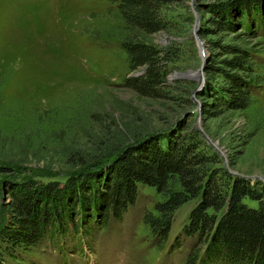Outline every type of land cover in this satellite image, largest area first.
<instances>
[{
    "label": "rangeland",
    "instance_id": "rangeland-1",
    "mask_svg": "<svg viewBox=\"0 0 264 264\" xmlns=\"http://www.w3.org/2000/svg\"><path fill=\"white\" fill-rule=\"evenodd\" d=\"M235 2L244 13L240 0H169L164 9L168 25L146 35L161 48H173L168 85L162 95H145L123 84L127 74L140 69L129 67L121 45L116 0H0V164L13 168L5 176L60 184L68 174L84 179L107 158L94 168L92 162L77 165L78 155L70 150L87 155L122 139L134 143L145 132L164 131L184 119L222 151L224 160L213 148L229 174L255 176L248 177L250 184H264V0H256L247 18L243 14L248 27H238L235 20L217 29L212 22L216 10L235 7ZM233 12L237 19L239 12ZM224 43H238L251 53L250 72L230 69L240 78L252 76L251 101L213 114L200 109L204 100L212 102L210 89L216 92L206 63L214 57L222 64L218 58L231 54L221 50ZM198 67L200 81L194 76ZM186 86L197 104L191 97L185 102ZM136 130L138 139L131 136ZM7 176L0 183V231L9 222ZM84 185L97 187L93 180ZM162 198L152 186L139 183L132 204L119 217L108 213L103 223L97 201L89 219L82 198L62 211L68 217L63 229L59 223L36 244L0 250V264H190L196 236L185 233L183 225L192 201L175 209L162 239L143 221ZM197 244L203 248L204 241L199 238ZM200 256L192 264H227L201 262Z\"/></svg>",
    "mask_w": 264,
    "mask_h": 264
},
{
    "label": "trees",
    "instance_id": "trees-1",
    "mask_svg": "<svg viewBox=\"0 0 264 264\" xmlns=\"http://www.w3.org/2000/svg\"><path fill=\"white\" fill-rule=\"evenodd\" d=\"M168 2L116 0L122 19L121 45L128 55L129 67L140 69L127 74L123 84L141 94L162 95L164 86L168 85L166 73L170 67L167 61L173 48H161L146 37L149 32L168 25L164 10ZM241 3L244 13L242 8L238 9V2L235 7L230 5L216 10L212 18L215 27L229 28L235 20L238 27L244 26L243 14L247 18V10H254L257 2L240 0ZM232 8L239 12L237 19ZM221 50L231 53L218 58L227 69L214 61V57L208 60L206 68L214 76L216 92L210 89L212 102L204 100L200 108L213 114L225 107L243 108L251 101L248 92L252 76L240 78L230 70L240 66L246 73L250 72L251 53L238 43H224ZM183 92L187 93L185 102L190 103L188 86ZM163 129L145 132L148 134L141 138L137 130L133 131L131 136L140 138L137 142L123 143L122 139L106 149L97 146L100 147L98 151L87 155L77 148L70 150L68 154L78 155L77 165L92 162L90 166L94 168L106 158L107 163L84 179L79 174L73 177L68 174L64 184L10 178L7 175L12 174L13 168L0 164V183L5 174L10 178L5 189L10 196L7 202L9 222L0 231V241H3L0 250L36 244L45 235L44 231L52 230L56 224L61 223L63 229L68 217H63L62 211L82 198L89 219L95 213L96 201L101 210L100 223L105 222L110 212L119 217L134 201L136 185L140 183L152 186L163 196L153 203V211L143 215V221L161 239L167 234L175 209L192 201L188 222L183 225L185 233L196 236V244L188 254L190 264L200 254L201 262L206 263L218 259L227 264H264V184L261 181L250 184L248 178L229 174L221 166L217 152L190 121L178 119ZM91 180L97 187L84 185ZM64 185L71 190L64 192ZM91 206H94L93 212L89 210ZM69 224L76 229L72 222ZM199 238L204 241L203 248L197 244Z\"/></svg>",
    "mask_w": 264,
    "mask_h": 264
},
{
    "label": "water",
    "instance_id": "water-1",
    "mask_svg": "<svg viewBox=\"0 0 264 264\" xmlns=\"http://www.w3.org/2000/svg\"><path fill=\"white\" fill-rule=\"evenodd\" d=\"M195 74H196V76H195ZM195 74H194V76L196 77L197 81H200L201 78H202V73H201V68H200V67L196 68V70H195ZM190 97H191V98L196 102V104H197V101H196V99L192 96V94H190ZM202 134H203V136L205 137V139H208L207 135H206L204 132H202ZM213 148H214L217 152H220V154H221L222 156L224 155V154L222 153V151H221L219 148H216L214 145H213ZM223 160H224V156H223ZM242 177H243V178L251 177L252 179L256 178L255 176H242Z\"/></svg>",
    "mask_w": 264,
    "mask_h": 264
},
{
    "label": "bare ground",
    "instance_id": "bare-ground-1",
    "mask_svg": "<svg viewBox=\"0 0 264 264\" xmlns=\"http://www.w3.org/2000/svg\"><path fill=\"white\" fill-rule=\"evenodd\" d=\"M194 74H195V72H194ZM195 76H196V74H195Z\"/></svg>",
    "mask_w": 264,
    "mask_h": 264
}]
</instances>
